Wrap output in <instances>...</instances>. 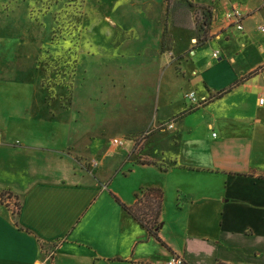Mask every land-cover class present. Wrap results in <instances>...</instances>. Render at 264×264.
<instances>
[{
	"label": "crops",
	"instance_id": "0c3cea01",
	"mask_svg": "<svg viewBox=\"0 0 264 264\" xmlns=\"http://www.w3.org/2000/svg\"><path fill=\"white\" fill-rule=\"evenodd\" d=\"M170 1L189 6V30L169 19ZM170 1L127 0L151 24L128 26L110 61L152 74L158 107H173L180 79L181 106L130 133L121 154L84 152L80 107L62 109L59 127L39 121L36 91L7 84L16 60L0 52V264H264V0ZM229 6L242 31L224 24ZM188 92L205 104L194 109ZM149 188L163 193L161 243L117 202L134 207Z\"/></svg>",
	"mask_w": 264,
	"mask_h": 264
},
{
	"label": "rangeland",
	"instance_id": "374dc122",
	"mask_svg": "<svg viewBox=\"0 0 264 264\" xmlns=\"http://www.w3.org/2000/svg\"><path fill=\"white\" fill-rule=\"evenodd\" d=\"M169 7V19L177 15V25L189 30V6L170 1ZM135 12L127 0H0V52L8 51L16 60L15 76L7 77V84L14 78L22 89L36 91L30 104L42 123L59 127L62 109L80 107L85 132L80 146L98 159L106 151L124 153L132 144L130 133L139 134L156 117L181 106L177 100L180 79L170 84L167 99L173 107H158L157 84L149 82L152 74L143 80L122 66L120 72L110 61L126 47L128 26L151 24ZM199 24L203 25L201 20ZM122 79L128 84L125 88L120 85ZM151 92V103L137 106V99L149 100ZM74 115L78 116L77 111L64 116ZM115 159L107 160L108 176ZM88 165L84 168L89 171Z\"/></svg>",
	"mask_w": 264,
	"mask_h": 264
},
{
	"label": "trees",
	"instance_id": "16d2710c",
	"mask_svg": "<svg viewBox=\"0 0 264 264\" xmlns=\"http://www.w3.org/2000/svg\"><path fill=\"white\" fill-rule=\"evenodd\" d=\"M117 202L135 221H137L143 228H145L153 238L161 243L157 234L163 202V193L161 190L153 188L141 190L139 194L136 195L135 206L131 208H128L125 205L121 204L118 200ZM16 206L17 212L15 216L19 212V204H17ZM15 225L17 226L16 223ZM215 264L226 263L216 261Z\"/></svg>",
	"mask_w": 264,
	"mask_h": 264
},
{
	"label": "built area",
	"instance_id": "2783aa9c",
	"mask_svg": "<svg viewBox=\"0 0 264 264\" xmlns=\"http://www.w3.org/2000/svg\"><path fill=\"white\" fill-rule=\"evenodd\" d=\"M228 0H212V2L215 3H222V2H227ZM244 18V13L241 11L240 8L234 7V6H229L228 8L225 9L224 12V17H223V22L227 27H232L237 29L238 31H242L243 26H242V21ZM218 52L213 53V58L217 59L218 58ZM185 99L188 100L191 105L194 107V109L202 107L205 102H201L196 94L194 92H188L185 94ZM259 104L263 105L264 104V98L259 100ZM169 128H172V123L169 124ZM114 144H119L117 141H114ZM167 264H184L183 260L179 257H173Z\"/></svg>",
	"mask_w": 264,
	"mask_h": 264
}]
</instances>
